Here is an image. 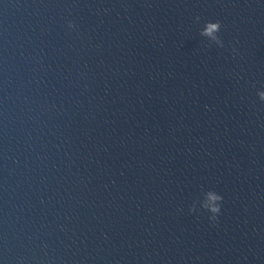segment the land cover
Here are the masks:
<instances>
[{"label": "water", "instance_id": "obj_1", "mask_svg": "<svg viewBox=\"0 0 264 264\" xmlns=\"http://www.w3.org/2000/svg\"><path fill=\"white\" fill-rule=\"evenodd\" d=\"M261 91L264 0H0V264H264Z\"/></svg>", "mask_w": 264, "mask_h": 264}, {"label": "clouds", "instance_id": "obj_2", "mask_svg": "<svg viewBox=\"0 0 264 264\" xmlns=\"http://www.w3.org/2000/svg\"><path fill=\"white\" fill-rule=\"evenodd\" d=\"M197 22H199V17H197ZM67 27L70 30L76 29V25L72 21L68 22ZM221 27L222 25L220 22L209 21L205 23L203 29L200 31V35L215 41L219 47H224L223 42L218 38V34L221 32ZM257 96L259 97L260 101L264 102V91L258 92ZM222 206L223 196L216 193H211L202 203L199 204V209H202L208 214V219L210 221H216L222 212ZM191 210L196 212L198 210L197 205L193 204Z\"/></svg>", "mask_w": 264, "mask_h": 264}]
</instances>
